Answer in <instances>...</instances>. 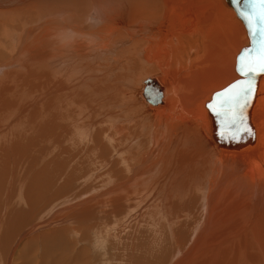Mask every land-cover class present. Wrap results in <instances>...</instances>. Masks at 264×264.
Returning a JSON list of instances; mask_svg holds the SVG:
<instances>
[{"label":"bare ground","instance_id":"bare-ground-1","mask_svg":"<svg viewBox=\"0 0 264 264\" xmlns=\"http://www.w3.org/2000/svg\"><path fill=\"white\" fill-rule=\"evenodd\" d=\"M229 1L0 0L3 264L6 242L12 257L33 212L84 225L104 202L115 230L93 227L99 244L108 234L120 240L116 230L142 208L134 224L158 216L154 225L168 230L164 245L146 237L162 246L151 264H264V75L246 115L245 145L217 144L204 106L242 79L233 62L252 46ZM13 75L32 101L9 86ZM13 124L27 135H10ZM112 155L121 168L108 166ZM56 228L40 236L62 237ZM133 231L144 244V230Z\"/></svg>","mask_w":264,"mask_h":264},{"label":"rangeland","instance_id":"rangeland-1","mask_svg":"<svg viewBox=\"0 0 264 264\" xmlns=\"http://www.w3.org/2000/svg\"><path fill=\"white\" fill-rule=\"evenodd\" d=\"M233 67H234V62H233ZM151 75L152 74H150V76ZM12 77L13 78L10 80L9 86L14 87L15 94L18 97H20V99L23 102L28 103V102L32 101L33 95H31L29 92H27L26 89L24 91H22V89L20 88V83H19V82H21L20 77H18L16 75H13ZM204 110H205V108H204ZM22 121H24V120H22ZM19 122H21V121H19ZM19 122H17L16 124H18ZM40 123H43V120H40ZM4 124H6V122H4ZM4 124H3V127H4ZM12 126H9V128H10L9 132H13V129H16L18 131H14L13 134H10V135H14L15 133L17 134L19 131H20L19 133H21V130L22 131L24 130L23 128H27L24 125L23 126H17L18 129L15 127L14 124ZM24 132L25 131H23L22 134L27 135V131L25 132L26 134ZM7 133L8 132H5L6 135H7ZM126 139L131 140V138H126ZM81 154H83V153L80 152L79 155H81ZM109 154H111L110 151H109ZM116 160H117V156L112 155L111 162L109 163L108 166H110V164H112L113 162H116L115 167L121 168L122 164ZM108 166H107V168H108ZM99 168H100V166H98L96 163L93 166V168L91 169V171H93L94 173H98V171H101ZM17 174L19 176V172H17ZM94 182L96 184L100 185V182H96V181H94ZM24 184L25 183H23V184L21 183V185L19 187H17V189L21 188L20 190L23 191ZM14 189L16 190V188H14ZM17 194H19V190H18ZM18 198H19V196H18ZM59 199H57V200H59ZM60 201H61V199L59 200V202ZM145 203H148V200H146ZM107 205H108V203L104 202V203L100 204L97 208L92 210L90 212V219L84 225H80L78 223V221H74L75 222L74 225L72 224V222L70 220H65L63 222L62 219L60 220V217L56 218V220H54V217H51L52 220L50 218V220H51V225H50L49 224L50 220L47 221L48 223L46 222L48 216H46L45 214L40 215L41 213H37V216L34 217L33 216L34 212H33L29 216L28 221L25 222L26 224L23 227L20 226L21 228L19 229V231L24 234V237H23V239H21L19 241L18 247H17V249H16V251L12 257H11V253H12L13 243H11L9 245L8 241L6 242L5 249H7V247H8L6 253H8L10 255V258L6 264H14V263H17V264H49L51 260H56L58 257L62 258L66 253H67L66 258L67 257L68 258L65 259L63 262L59 261V264H126V263L127 264H151V263H153V262L149 261V258L150 257H156L157 253H158L157 247L161 248L162 246L161 245L156 246V244L151 245V244H153V241L148 240L149 238L147 239L146 237L150 236V238H151L152 237L151 234H155L159 238V244L164 245L163 241L161 239L164 238L163 234H165V232H168L167 226L163 224L161 229L157 226L158 224L159 225L161 224V220L158 218V216L152 217L153 219L151 218V221L146 223V224L145 223L134 224L136 222L135 220L138 221L139 216L142 219L141 214L143 215L145 213L144 209L139 208L138 211H136L134 213L132 212V215H131L132 217L130 216V219L128 221V225L127 226L125 225L126 227H124L120 230H116L117 232H115V233L119 234L118 236L120 237V240L116 241L112 234L111 235L108 234L107 235L108 238H106V240L107 239L108 240L107 241L105 240L104 243L99 244L97 242V240H95V236L92 233L94 231L93 227H95V226L100 227L101 226L100 227L101 232H104L103 235L104 234L106 235L107 232L105 233V231H111L112 227L114 226V223H115V220H107V217L111 216V215H109L107 210L110 211L112 209L110 205H108V207H107ZM55 206H57V205H55ZM131 206L132 207L130 209H127V208H125V209L132 210L133 204ZM22 207H24V206L22 205ZM150 208H151V206H150ZM134 209H135V207H134ZM148 210H149V208H148ZM150 210L152 211V213L156 214V212L153 211V209H150ZM150 210H149V212L151 213ZM196 210L198 212V209H196ZM141 212H143V213H141ZM197 212L195 213L196 215H198ZM128 213L131 214L130 211ZM152 213H151V215H152ZM61 214L62 215L66 214V212H62V213H59L57 215H61ZM124 214H125L124 211H121V212H117L116 216H123ZM200 214L201 213H199V215L196 216L197 219L199 218ZM133 217H134V219H132ZM155 218H158L160 221H158V219H155ZM196 218L194 217V219H195L194 221H196ZM40 221H42V222H40ZM191 221H192V219H191ZM155 222H157L158 224L154 225ZM37 223H39V224H37ZM52 223H54V224H52ZM77 223H78V225H77ZM105 224H107V228H105V226H103ZM123 224H121V225H123ZM149 224H151V226ZM130 225L131 226L134 225V227L130 228ZM136 225H137V227H136ZM145 225H146V227H145ZM165 226H166V229H165ZM56 227L58 229H63V231H64L63 235L64 236L63 235H62V237H58L56 235H52L50 237L40 236V234H43V233H47V232L50 233L51 232L50 230H52V229L55 230L54 228H56ZM138 227L140 230H142V231L144 230V233H145L144 234V236H145V239H144L145 243L144 244L137 243L136 241L133 240L132 235L134 234V231L131 232V230H136V229H138ZM38 228H40V229H38ZM49 228H51V229L49 230ZM114 230L115 229H113L111 232H113ZM76 231H77V235H76ZM127 232H129V233H127ZM120 233L122 234V236H120L121 235ZM128 234L130 236H128ZM124 237L126 238V240H125L126 242L123 243V245H121L117 249V243L119 241L121 242V240L124 239ZM28 239H31V241H32L31 242L32 245H30V246H26V244H24L27 242ZM10 240H11V238H10ZM121 247H123V248H121ZM126 249H127V251H126ZM121 250L124 251V252H121L122 254L119 252ZM128 250L130 251V253ZM118 253L121 255H119ZM126 257H127V259H126ZM82 260H84V261H82ZM84 262H86V263H84ZM0 263L3 264L2 261H0Z\"/></svg>","mask_w":264,"mask_h":264},{"label":"snow or ice","instance_id":"snow-or-ice-1","mask_svg":"<svg viewBox=\"0 0 264 264\" xmlns=\"http://www.w3.org/2000/svg\"><path fill=\"white\" fill-rule=\"evenodd\" d=\"M239 3L233 0L234 5ZM236 10L247 24L252 46L238 58L237 70L243 78L224 91L222 103L210 104L209 108L225 117L228 134L238 139L241 133L251 134L244 113L255 92V77L264 73V0H243V7Z\"/></svg>","mask_w":264,"mask_h":264},{"label":"water","instance_id":"water-1","mask_svg":"<svg viewBox=\"0 0 264 264\" xmlns=\"http://www.w3.org/2000/svg\"><path fill=\"white\" fill-rule=\"evenodd\" d=\"M230 3H231V8L235 11V13H236V15H238V12H237V8L238 7H243V0H240V3L239 4H236V5H234L233 4V0H230L229 1ZM238 17H240L239 15H238ZM240 19L242 20V22L244 23V30H245V32H246V34H247V36H248V39L252 42V37H251V34L249 33V31H248V27H247V24H246V22L240 17ZM249 47H251L250 45H247L246 47H243V48H241L239 51H238V53L236 54V57H237V60H238V58H239V56L242 54V52L244 51V49H246V48H249ZM235 67V70H237V67H238V64L236 65V66H234ZM264 75V73H261V74H258L256 77H255V92H256V88H257V86H258V84H259V82H260V79H259V77L260 76H263ZM243 78V77H242ZM235 82H230L229 84H226L223 88H221V89H219V90H217V91H214L212 94H211V96L209 97V99H208V101H206L205 103H204V106L206 107V109H207V113H208V115L212 118V124H214V128H215V130H214V136H215V139H216V143L217 144H224V146H227V145H225V142L227 141V140H234L235 142H237V141H239L241 144H243V145H245L246 144V141H244V140H242V141H240L241 140V138L243 137V136H246V135H248V133H241L240 134V136H239V138L238 139H236V138H233L232 136H230L229 134H228V130L226 129V125H225V123H224V121H225V117L224 116H217L216 114H215V112L214 111H212L210 108H209V105L210 104H220V103H222L223 102V100H224V97H223V93H224V91L226 90V89H228L232 84H234ZM255 92H254V95H253V97H252V101H251V103L247 106V108H246V110H245V113H244V115H245V117H246V115L248 114V112H249V110L252 108V105H253V102H254V97H255ZM218 118L220 119V122H221V124L220 125H217L218 124ZM255 141V139H252V142H254Z\"/></svg>","mask_w":264,"mask_h":264}]
</instances>
